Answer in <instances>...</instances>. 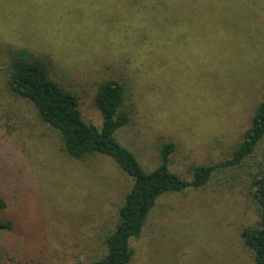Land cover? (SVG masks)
Here are the masks:
<instances>
[{"label": "rangeland", "instance_id": "rangeland-1", "mask_svg": "<svg viewBox=\"0 0 264 264\" xmlns=\"http://www.w3.org/2000/svg\"><path fill=\"white\" fill-rule=\"evenodd\" d=\"M261 1L0 0L1 217L12 223L0 233V264L99 260L131 185L109 159L68 160L32 106L8 96L11 54L48 60L50 78L98 128L96 85L126 82L134 112L119 143L145 171L157 165L160 143L175 144L170 169L189 181L194 166L229 158L264 97ZM228 178L217 171L202 189L157 200L129 242V264H252L240 235L255 224L256 207Z\"/></svg>", "mask_w": 264, "mask_h": 264}, {"label": "trees", "instance_id": "trees-1", "mask_svg": "<svg viewBox=\"0 0 264 264\" xmlns=\"http://www.w3.org/2000/svg\"><path fill=\"white\" fill-rule=\"evenodd\" d=\"M261 3L264 0L257 14L263 21ZM132 47V43L122 45L124 51ZM3 70L8 96L32 106L39 122L57 133L60 151L68 160L85 163L97 157L109 159L131 181L117 209L115 227L103 240L105 255L92 264H129L133 256L129 242L140 237L157 200L188 188L202 189L217 171L229 176L225 180L228 186H240V193L255 205L257 220L245 227L240 237L252 253V264H264V150L258 153L264 142V97L229 158L214 165L194 166L188 181L170 169L175 144L160 143L157 165L145 171L136 156L119 143L115 134L129 125L134 112L126 82L110 78L96 85L93 104L101 117L98 128L83 119L76 96L50 78L49 62L42 55L31 56L23 50L12 53ZM5 207L0 197V233L12 228L11 222L2 220Z\"/></svg>", "mask_w": 264, "mask_h": 264}]
</instances>
